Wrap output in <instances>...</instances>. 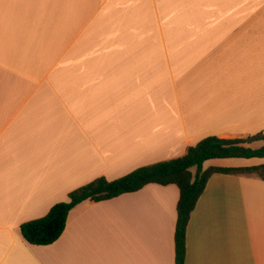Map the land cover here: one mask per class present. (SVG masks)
I'll use <instances>...</instances> for the list:
<instances>
[{"label": "crops", "instance_id": "1", "mask_svg": "<svg viewBox=\"0 0 264 264\" xmlns=\"http://www.w3.org/2000/svg\"><path fill=\"white\" fill-rule=\"evenodd\" d=\"M257 59L264 0H0V264H176L175 184L86 200L50 245L29 244L20 225L205 136L264 134ZM184 264H264V179L210 177Z\"/></svg>", "mask_w": 264, "mask_h": 264}, {"label": "trees", "instance_id": "2", "mask_svg": "<svg viewBox=\"0 0 264 264\" xmlns=\"http://www.w3.org/2000/svg\"><path fill=\"white\" fill-rule=\"evenodd\" d=\"M264 142V134L256 133L247 138L225 139L216 135L201 138L189 146L186 153L178 158L161 161L136 168L114 180L99 177L70 192L68 200L56 203L43 217L20 225L22 237L32 245L46 246L54 243L65 229L67 216L76 205L86 201H104L125 193L140 190L155 183L175 184L179 189L177 219L175 226V262L184 264L186 256V232L191 213L214 174H252L264 179V165L250 167L203 168L210 159L223 158H264V145L253 148L252 144Z\"/></svg>", "mask_w": 264, "mask_h": 264}, {"label": "rangeland", "instance_id": "3", "mask_svg": "<svg viewBox=\"0 0 264 264\" xmlns=\"http://www.w3.org/2000/svg\"><path fill=\"white\" fill-rule=\"evenodd\" d=\"M196 19V22L197 23H201L202 22V19L201 18H195ZM236 36H234V38H235ZM259 61V59H257L256 60V62H255V65H252V64H249L248 66H255V68L252 70V72H255V73H264V65L263 64H261V63H259V64H257V62ZM232 67V66H231ZM231 67H227L226 69L228 70V69H230ZM235 71V70H234ZM227 72H230L229 70L227 71ZM239 72H244V70H239ZM197 84H199V82L197 81ZM207 84H205V83H203V82H201L200 83V85H199V87H198V90H200V91H206V92H208V87L206 86ZM191 91V95L193 96V90H190ZM206 92H204L203 94H205ZM258 146V144H253L252 145V147H257Z\"/></svg>", "mask_w": 264, "mask_h": 264}]
</instances>
